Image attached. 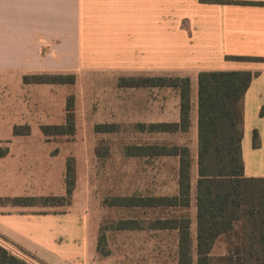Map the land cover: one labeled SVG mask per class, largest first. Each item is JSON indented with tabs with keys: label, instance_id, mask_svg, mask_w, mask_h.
Returning a JSON list of instances; mask_svg holds the SVG:
<instances>
[{
	"label": "crops",
	"instance_id": "0c3cea01",
	"mask_svg": "<svg viewBox=\"0 0 264 264\" xmlns=\"http://www.w3.org/2000/svg\"><path fill=\"white\" fill-rule=\"evenodd\" d=\"M261 2L264 0H0V141L25 138L28 146L34 145L32 132L14 136L13 128L28 125L35 130L37 104L41 109L51 105L53 91L45 88L64 85L25 83L27 74L111 70L129 75H161L165 71L188 75L193 105L190 130L197 135L198 72L250 69L256 75L244 96V173L264 176V62L227 58L264 57ZM160 105L150 122L179 121V95L170 117L165 116L163 99ZM65 113L66 108L61 121L50 123H64ZM38 129L41 131V126ZM18 150L10 148L0 156V197L65 195L64 172L58 191L40 195L31 191L35 178L16 170L21 168L20 162L30 161L33 149L26 153ZM175 181L171 194L178 190L177 174ZM26 208L29 206L0 205V243L14 254L17 244L47 262L64 260L56 241L64 235L57 234L50 222L63 224L68 235L70 215L18 211ZM190 217L195 235L194 200ZM53 250L59 256L53 255Z\"/></svg>",
	"mask_w": 264,
	"mask_h": 264
},
{
	"label": "trees",
	"instance_id": "16d2710c",
	"mask_svg": "<svg viewBox=\"0 0 264 264\" xmlns=\"http://www.w3.org/2000/svg\"><path fill=\"white\" fill-rule=\"evenodd\" d=\"M264 3V2H261ZM227 58L261 61L260 56ZM256 72L250 69H204L197 76V158L188 144L145 142L127 144L123 152L132 157H177L175 194H114L104 204L132 210H158L146 223L138 216H121L109 228L117 230L154 229L177 232L175 264H264V176H246L242 152L244 134V96ZM25 83L73 84L75 73H33L23 76ZM123 87L172 88L178 92L179 121L138 122L141 132L186 133L191 128L192 82L188 75L145 73L122 76ZM74 96L66 101L65 122L41 125L47 137L73 135L76 130ZM115 123H100L98 132L117 130ZM15 135L30 133L28 125H15ZM257 133L254 134V143ZM8 148L0 146V156ZM105 151V153H107ZM105 153L98 150V155ZM194 164L197 166L195 178ZM76 159L68 156L65 169V195L0 197V205L58 206L69 204L76 188ZM196 207V230L192 232L190 207ZM224 252L213 253L218 244ZM106 237L101 233L98 250L107 254ZM0 264H33L12 253L0 243Z\"/></svg>",
	"mask_w": 264,
	"mask_h": 264
},
{
	"label": "rangeland",
	"instance_id": "374dc122",
	"mask_svg": "<svg viewBox=\"0 0 264 264\" xmlns=\"http://www.w3.org/2000/svg\"><path fill=\"white\" fill-rule=\"evenodd\" d=\"M165 73L178 74L175 71ZM75 75L76 82L73 84L48 85L45 88L48 90L51 87L53 91L51 105L47 104V109H41L42 106L37 102L36 129L30 130L33 133L30 138L35 140L34 145L31 142V146H28L25 138L0 141L2 148H13L14 151L20 148L26 153L28 148L33 149L30 161L20 162L21 168L16 173L35 178L29 188L38 195L58 191L63 172L65 173L66 159L68 156L76 159L77 182L69 204L36 205L18 210L38 215H70L68 235H65L67 232L63 229V224L61 226L55 220L50 222L57 234L64 235L56 238L58 247L63 250L64 260L47 262L17 244L15 253L33 264H175V232L148 228H109L111 222L121 216L140 215L148 223L160 214L158 210L114 208L104 204V199L114 194L159 195L175 191L178 158L132 157L124 154L123 147L127 144L156 141L188 144L196 159L197 135L194 130L172 134L148 133L139 131L135 126L138 122L149 123L152 118H156V109H160L162 99L165 116L170 117L178 93L167 87L148 92L139 87L120 86L119 78L128 76L129 72L81 71ZM70 95L74 96L75 133L63 137L44 136L38 127L61 121ZM100 123H115L118 127L113 132H98L95 126ZM98 150L108 152L98 155ZM194 173L196 178L197 169ZM6 206L9 205L3 207ZM66 219L62 220L66 222ZM82 229L84 234L81 235ZM101 233L106 237L107 254H102L97 249ZM223 252L224 247L220 243L213 251L215 255ZM52 254L59 256L56 250Z\"/></svg>",
	"mask_w": 264,
	"mask_h": 264
}]
</instances>
